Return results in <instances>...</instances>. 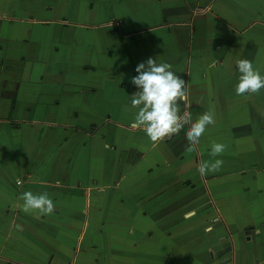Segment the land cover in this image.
I'll use <instances>...</instances> for the list:
<instances>
[{
	"label": "crops",
	"instance_id": "1",
	"mask_svg": "<svg viewBox=\"0 0 264 264\" xmlns=\"http://www.w3.org/2000/svg\"><path fill=\"white\" fill-rule=\"evenodd\" d=\"M74 1L0 0V264H264V89L235 92L237 60L264 75V0H111L105 18L78 0L87 21L65 17ZM149 57L185 80L193 122L214 113L198 145L132 127ZM25 191L55 211L23 212Z\"/></svg>",
	"mask_w": 264,
	"mask_h": 264
},
{
	"label": "clouds",
	"instance_id": "2",
	"mask_svg": "<svg viewBox=\"0 0 264 264\" xmlns=\"http://www.w3.org/2000/svg\"><path fill=\"white\" fill-rule=\"evenodd\" d=\"M236 67L241 74L235 87L237 95L255 94L264 89V75L254 68L252 61L237 60ZM171 68V64L157 63L152 57L137 65L138 75L131 77V83L137 88L131 95V107L137 109L132 127L143 130L155 143L179 135L187 126L186 139L190 146H195L200 143L206 128L215 124V115L206 111L193 122L191 111L181 110L180 102L184 104L187 99L186 82ZM226 150V144L213 142L209 155L216 157ZM223 163L221 159L203 162L197 170L204 176L219 171ZM19 198L23 201L21 210L27 214L51 215L56 209L47 192L25 191Z\"/></svg>",
	"mask_w": 264,
	"mask_h": 264
},
{
	"label": "rangeland",
	"instance_id": "3",
	"mask_svg": "<svg viewBox=\"0 0 264 264\" xmlns=\"http://www.w3.org/2000/svg\"><path fill=\"white\" fill-rule=\"evenodd\" d=\"M63 1L64 0H55V2H57V6H55V5L53 6L54 2H51V4L49 5L50 10L47 9L48 12L51 11V15L52 16L55 15V14H58L59 11L61 12V10H62L61 3ZM121 1H127L128 2V0H121ZM104 5H105L104 10L101 13L102 14V16H101L102 18L108 17V15L110 13H112V12L115 13L116 17H119L118 4H114L111 0H106V1H104ZM88 7H89L88 3L86 5H83L82 7H80V5L78 3V0H75L74 2H69L68 10L65 9V11H64L66 13L65 17H69L70 19H73L72 18V14H73L74 17L78 16V18H79L78 20L79 21H87L88 19H86V17H85L86 14L85 13H86L87 10H89ZM126 8H128V4L126 5ZM27 10H29V9H27ZM52 16H50V17L53 18ZM68 22L70 24V27H68L70 40L76 38L78 46H81V45H83L85 43V40H84V37H83L84 33L93 35L94 43H95V49L96 50L99 49V45L100 46H101V44L103 45V39L105 40L106 37L101 36V35H102V33L104 32L105 29L102 30V29H99L100 27H95V28L89 27L86 30H82V29L78 30V29L73 28V27H75L76 25H80L79 23H72L70 20H68ZM126 22L128 23V20H126ZM80 23H83V22H80ZM83 24H87V23H83ZM72 34L74 36H71ZM89 38H92V37H89ZM110 41H113L116 45L121 43V41L119 40L118 36L110 37L106 42H110ZM83 59L84 58H82V59L78 58V61H80V63H83Z\"/></svg>",
	"mask_w": 264,
	"mask_h": 264
}]
</instances>
